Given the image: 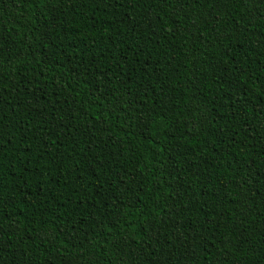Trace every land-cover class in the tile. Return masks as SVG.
<instances>
[{
  "label": "trees",
  "instance_id": "16d2710c",
  "mask_svg": "<svg viewBox=\"0 0 264 264\" xmlns=\"http://www.w3.org/2000/svg\"><path fill=\"white\" fill-rule=\"evenodd\" d=\"M0 264H264V0H0Z\"/></svg>",
  "mask_w": 264,
  "mask_h": 264
}]
</instances>
